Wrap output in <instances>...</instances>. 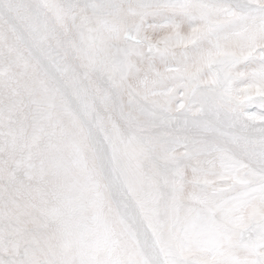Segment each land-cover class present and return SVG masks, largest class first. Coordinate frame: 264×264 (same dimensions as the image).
Masks as SVG:
<instances>
[{
    "label": "snow or ice",
    "instance_id": "1",
    "mask_svg": "<svg viewBox=\"0 0 264 264\" xmlns=\"http://www.w3.org/2000/svg\"><path fill=\"white\" fill-rule=\"evenodd\" d=\"M0 264H264V0H0Z\"/></svg>",
    "mask_w": 264,
    "mask_h": 264
}]
</instances>
